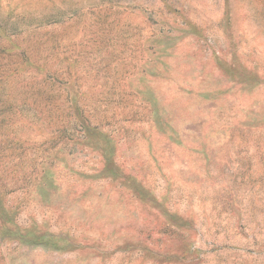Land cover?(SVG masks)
Masks as SVG:
<instances>
[{
    "label": "rangeland",
    "instance_id": "rangeland-1",
    "mask_svg": "<svg viewBox=\"0 0 264 264\" xmlns=\"http://www.w3.org/2000/svg\"><path fill=\"white\" fill-rule=\"evenodd\" d=\"M0 264H264V0H0Z\"/></svg>",
    "mask_w": 264,
    "mask_h": 264
},
{
    "label": "trees",
    "instance_id": "trees-1",
    "mask_svg": "<svg viewBox=\"0 0 264 264\" xmlns=\"http://www.w3.org/2000/svg\"><path fill=\"white\" fill-rule=\"evenodd\" d=\"M153 199H154V197H153ZM155 200V199H154ZM154 205V204H153ZM182 240H183V242H185L186 243V238L184 237V238H182ZM187 244L189 245V246H187L188 247V249H190L189 247L191 246L188 242H187ZM186 244V245H187ZM147 249V248H146ZM191 250H193L194 251V248H192L191 247ZM170 253H168V256L170 257V259H173V260H175V259H177V260H179L180 262H184V261H186L187 259H184L183 258V256H175V254H170ZM168 258V257H167Z\"/></svg>",
    "mask_w": 264,
    "mask_h": 264
}]
</instances>
